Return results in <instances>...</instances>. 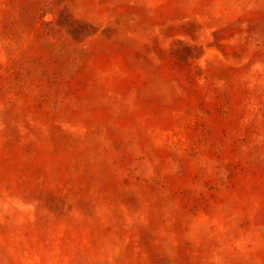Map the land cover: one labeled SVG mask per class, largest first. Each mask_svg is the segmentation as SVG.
I'll return each mask as SVG.
<instances>
[{"label": "rangeland", "instance_id": "obj_1", "mask_svg": "<svg viewBox=\"0 0 264 264\" xmlns=\"http://www.w3.org/2000/svg\"><path fill=\"white\" fill-rule=\"evenodd\" d=\"M0 264H264V0H0Z\"/></svg>", "mask_w": 264, "mask_h": 264}]
</instances>
